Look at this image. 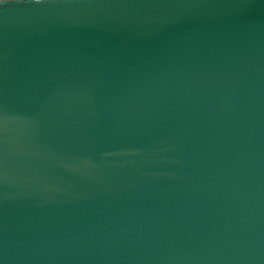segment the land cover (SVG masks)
<instances>
[{
    "label": "water",
    "instance_id": "95a60500",
    "mask_svg": "<svg viewBox=\"0 0 264 264\" xmlns=\"http://www.w3.org/2000/svg\"><path fill=\"white\" fill-rule=\"evenodd\" d=\"M0 264H264V0H0Z\"/></svg>",
    "mask_w": 264,
    "mask_h": 264
}]
</instances>
